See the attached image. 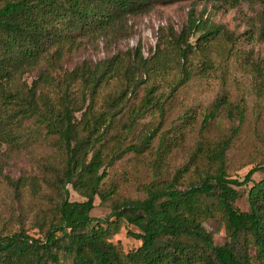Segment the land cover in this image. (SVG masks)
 I'll return each mask as SVG.
<instances>
[{
	"label": "trees",
	"instance_id": "trees-1",
	"mask_svg": "<svg viewBox=\"0 0 264 264\" xmlns=\"http://www.w3.org/2000/svg\"><path fill=\"white\" fill-rule=\"evenodd\" d=\"M177 1L0 0V174L18 193L30 186L54 202L38 211L43 238L25 231L0 236V264H264V175L253 179L256 172L264 173V161L242 180L229 172L227 154L240 125L215 142H199L190 160L171 179L150 183L143 198H115L116 189L104 188L108 167L128 151L142 153L151 146L154 129L134 143L117 129L126 118L122 128L131 131L154 108L165 115L168 96L156 95L159 80L178 69L172 93L192 74L194 57L209 68L213 53L240 57L241 48L236 36L192 11L186 30L166 38L151 58L137 48L98 62L84 60L73 69L65 67V58L84 39L122 34L131 15ZM212 1L231 7L261 4L258 34L252 36L264 38V0ZM193 33L199 34L195 41ZM253 72L263 86L264 61L253 64ZM32 73L29 82L26 75ZM149 81L141 103L129 105ZM234 109L241 122L243 109L223 94L204 122L222 110L234 118ZM36 145L51 149L37 158L38 173L17 179L4 174L14 153L39 155ZM175 146L161 135L155 162L166 161ZM191 165L194 180L179 188L182 172ZM251 181L249 209L243 211L236 205L239 187ZM68 185L86 199L71 200ZM96 197L112 202L103 219L91 216ZM218 215L228 235L224 244L216 243L206 227ZM126 222L138 229L131 234L142 241L129 252L111 240Z\"/></svg>",
	"mask_w": 264,
	"mask_h": 264
},
{
	"label": "rangeland",
	"instance_id": "rangeland-1",
	"mask_svg": "<svg viewBox=\"0 0 264 264\" xmlns=\"http://www.w3.org/2000/svg\"><path fill=\"white\" fill-rule=\"evenodd\" d=\"M262 10L261 4L248 2H241L233 7L220 5L212 0H181L157 4L149 12L128 17L122 34L84 39L82 47L65 58L67 69H73L84 60L98 62L118 52L132 53L137 48L141 49L144 57L151 58L158 45L164 46L166 38L186 30L192 11L196 17H204L210 24L220 26L226 35L233 34L239 42L240 57L213 53L212 66L209 68L201 67L200 56L194 57L192 74L172 93V85L179 78L178 69L171 71L165 80H159L161 87L156 95L168 96L164 105L165 115L161 116L156 108L151 109L138 120L131 131L127 127L122 128L126 118L119 124L118 131L122 134L129 133L128 142L138 141L140 135L150 128L154 129L155 136L145 152L128 151L114 165L108 167L104 188L116 189L113 197L143 198L146 187L155 179H171L173 173L190 160L199 142H215L230 134L236 125H240L239 131L227 154L231 177L242 180L252 167L264 161V83L259 86L258 78L253 72V64L264 61V38L252 36L253 33L258 34ZM198 35L193 33L192 40L195 41ZM33 76L34 73L28 74L26 78L31 82ZM150 83L151 81L139 88L129 105L137 106L141 103L146 86ZM223 94L233 106L240 105L244 119L240 122L236 109L234 118L228 115L227 110H222L205 123L206 114ZM79 116L80 113L77 114L78 118ZM166 134L176 146L171 150L169 158L158 165V161L155 162V151L160 144L161 135ZM35 147L39 151V155L35 157L29 152L21 155L14 153L10 162L4 164V174L17 179L38 173L37 158L49 153L51 149L46 146ZM263 175L261 171L256 172L253 175L254 181L260 180ZM195 176L194 165H191L187 172H182L177 186L185 188ZM252 184L251 181L239 187L241 195L236 205L243 211L249 209L248 192ZM68 188L71 200L86 199L72 185H68ZM44 189L51 194L50 189ZM111 204V201L101 203V199L96 197L91 216L105 218L112 211ZM53 205L54 202L46 200L42 192H34L30 186L18 193L0 174V236L25 231L33 237L43 238L44 231L39 227L38 211L49 209ZM206 227L216 243L224 244L228 241L225 224L220 215L206 222ZM132 232H138V229L126 222L112 235L111 240L124 252L135 250L142 241L133 236Z\"/></svg>",
	"mask_w": 264,
	"mask_h": 264
}]
</instances>
